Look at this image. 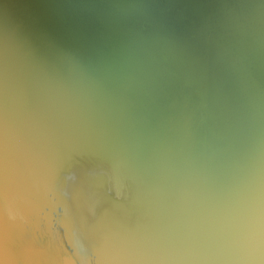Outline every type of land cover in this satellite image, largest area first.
Returning a JSON list of instances; mask_svg holds the SVG:
<instances>
[{
    "label": "water",
    "instance_id": "water-1",
    "mask_svg": "<svg viewBox=\"0 0 264 264\" xmlns=\"http://www.w3.org/2000/svg\"><path fill=\"white\" fill-rule=\"evenodd\" d=\"M0 264H264V0H0Z\"/></svg>",
    "mask_w": 264,
    "mask_h": 264
}]
</instances>
